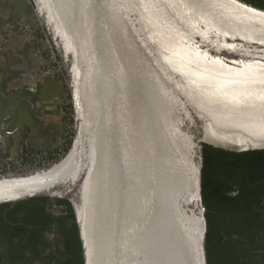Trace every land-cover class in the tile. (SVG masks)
Wrapping results in <instances>:
<instances>
[{
    "label": "water",
    "instance_id": "water-1",
    "mask_svg": "<svg viewBox=\"0 0 264 264\" xmlns=\"http://www.w3.org/2000/svg\"><path fill=\"white\" fill-rule=\"evenodd\" d=\"M26 1L61 70L72 130L56 161L0 174V204L67 201L82 264H207L204 145L264 149V8Z\"/></svg>",
    "mask_w": 264,
    "mask_h": 264
},
{
    "label": "trees",
    "instance_id": "trees-1",
    "mask_svg": "<svg viewBox=\"0 0 264 264\" xmlns=\"http://www.w3.org/2000/svg\"><path fill=\"white\" fill-rule=\"evenodd\" d=\"M244 1L264 8V0ZM201 194L207 264H264V149L204 145ZM0 264H82L70 204L47 197L0 204Z\"/></svg>",
    "mask_w": 264,
    "mask_h": 264
},
{
    "label": "crops",
    "instance_id": "crops-1",
    "mask_svg": "<svg viewBox=\"0 0 264 264\" xmlns=\"http://www.w3.org/2000/svg\"><path fill=\"white\" fill-rule=\"evenodd\" d=\"M15 19L36 22L26 0H0V166L34 163L67 137V87L49 69L44 43L11 30Z\"/></svg>",
    "mask_w": 264,
    "mask_h": 264
},
{
    "label": "built area",
    "instance_id": "built-area-1",
    "mask_svg": "<svg viewBox=\"0 0 264 264\" xmlns=\"http://www.w3.org/2000/svg\"><path fill=\"white\" fill-rule=\"evenodd\" d=\"M10 28L13 31H19L21 33H26L28 37L33 38L34 40L42 41L45 46V49L43 50L44 55L46 56V58L48 59L47 61H49L51 65L49 66L50 67L49 69H52V71L57 77H62V73L58 66L57 60L55 59L53 50L42 28L39 26L37 22H34L31 24V23L22 22L20 20L15 19L10 22ZM63 118H65L67 128H71L69 124L72 122V109H71V101H70L69 95L67 96L66 105L63 110ZM69 135L70 134L67 133V136ZM68 147H69V143L65 142L64 145L57 148L54 152L45 153L43 154L42 157H37L39 161L38 164H35L33 162H28L24 164L22 161L18 165L15 162L4 163L0 166V174H5V173H10V172H15V171H22L28 168L36 167L37 165H41V164L43 165V164L56 161L58 159L57 156L60 155L61 153L66 152Z\"/></svg>",
    "mask_w": 264,
    "mask_h": 264
},
{
    "label": "rangeland",
    "instance_id": "rangeland-1",
    "mask_svg": "<svg viewBox=\"0 0 264 264\" xmlns=\"http://www.w3.org/2000/svg\"><path fill=\"white\" fill-rule=\"evenodd\" d=\"M44 49H45V46H44Z\"/></svg>",
    "mask_w": 264,
    "mask_h": 264
}]
</instances>
